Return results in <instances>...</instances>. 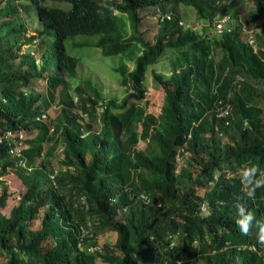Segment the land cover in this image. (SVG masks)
<instances>
[{
    "label": "trees",
    "instance_id": "obj_1",
    "mask_svg": "<svg viewBox=\"0 0 264 264\" xmlns=\"http://www.w3.org/2000/svg\"><path fill=\"white\" fill-rule=\"evenodd\" d=\"M49 1L0 0V138L13 134L0 141L3 264H264L256 226L244 235L235 223L238 203L264 220V100L248 82L264 83V0L241 16L238 0ZM151 7L152 41L142 30ZM182 7L201 29L184 24ZM80 35L94 41L78 46L123 57L122 97L83 84L68 95L80 61L66 41ZM166 55L171 75L152 70L165 93L155 115L145 80ZM53 105L52 123L39 121ZM253 167L261 186L248 199L241 173ZM10 175L23 189L5 212ZM110 232L116 241L92 253Z\"/></svg>",
    "mask_w": 264,
    "mask_h": 264
},
{
    "label": "rangeland",
    "instance_id": "obj_2",
    "mask_svg": "<svg viewBox=\"0 0 264 264\" xmlns=\"http://www.w3.org/2000/svg\"><path fill=\"white\" fill-rule=\"evenodd\" d=\"M29 0H24L25 3H27ZM249 1L252 0H238V4L244 6V8L240 10V16L243 15L248 10L246 9V6H249ZM46 5H49L47 3H50L51 1L45 0ZM55 6H58L64 10H68L70 8V4L65 2H60L59 4H56ZM182 17L183 22L188 27H193L196 29H201L203 26L202 24L198 23V18L195 16L194 9L192 7H182ZM194 10V11H193ZM155 7H151L149 10H144L143 14L145 16H148L149 14V21L147 18H145V21H147L144 26L142 27V30L146 31V36L149 40H153V37L157 33L158 30V23L155 19ZM35 23V24H34ZM29 21L28 27H29V34L32 35V33H36L40 31V26H38L37 21L35 22ZM245 24L244 29L251 31V26L247 27V24L245 21H243ZM37 25V26H36ZM212 31L216 32L215 25H212ZM218 28V27H217ZM221 29V28H220ZM257 31V30H255ZM254 35V31H253ZM94 39L88 36L80 35L76 36L74 38H70L66 41V48L68 53L71 56H74L79 59L80 63L78 65V74L77 77L72 80L73 90H70L68 92V95L71 97H75L76 93L74 91V88L76 85L83 84L85 87H93L96 88L99 93L101 94L102 98L107 101L110 98H120L125 94V89L121 86V79L122 75L118 71V67L125 62L123 60L122 56H109L105 57L102 55L101 50L93 47V46H78L81 43H84L86 41H91ZM53 37L49 40V46L52 49L53 48ZM40 44V41H39ZM35 47V46H34ZM38 47V53L37 58L39 59V54L42 53L44 46H36ZM33 48V47H32ZM31 48V49H32ZM36 50V49H32ZM222 55L221 52H218V58H220ZM169 55L164 56L160 63L151 66L148 70L146 80H145V86L147 87L146 92V99L145 101L149 102V105L147 107L148 112L153 113L155 115H158L160 113L163 101H164V89L161 87V85L157 82H155L152 70H156L157 72L161 73L163 75V78L168 77L171 75V65L168 63ZM130 69L134 68L133 63H127ZM248 82L262 95V98L264 100V83L256 80H248ZM44 83V82H43ZM41 84L40 86H35L36 89L40 90L43 94L46 92L45 84ZM61 88L57 91V94L61 92ZM67 96V94L62 95V97ZM66 98V97H64ZM144 102L142 105H144ZM60 105H53V107L49 110V112H44L45 118L43 121H46L48 124L52 123V120L57 116V113L59 111ZM62 106V104H61ZM31 137L36 136V132L30 133ZM25 137V135H24ZM25 142H23V146H25ZM146 147L145 142L141 141L139 143V149H144ZM50 148V143L45 145V149L48 150ZM54 164L56 168H59L60 165V158L62 159V148L61 146L57 148V151L54 154ZM41 162V159L38 161ZM6 183L9 187V191L11 192V196L8 200L7 207L4 209L5 212H9L13 206H15L18 203L19 195L23 189L21 184L17 181V178L14 176H8L5 178ZM116 241V235L113 232H110L106 234L103 238L98 239V245L101 248V251H106L104 249V246L106 244H113ZM0 264H3V261L0 260Z\"/></svg>",
    "mask_w": 264,
    "mask_h": 264
},
{
    "label": "clouds",
    "instance_id": "obj_3",
    "mask_svg": "<svg viewBox=\"0 0 264 264\" xmlns=\"http://www.w3.org/2000/svg\"><path fill=\"white\" fill-rule=\"evenodd\" d=\"M255 172L256 169L253 167L245 168L241 173L242 181L249 186L244 194L248 199H252L255 188L261 186L259 181L253 180ZM148 203H151V201H148ZM237 212L238 216L235 223L239 232L248 235L250 228L255 225L257 228L256 239L259 243H264V220L257 219L256 214L243 204H237Z\"/></svg>",
    "mask_w": 264,
    "mask_h": 264
},
{
    "label": "built area",
    "instance_id": "obj_4",
    "mask_svg": "<svg viewBox=\"0 0 264 264\" xmlns=\"http://www.w3.org/2000/svg\"><path fill=\"white\" fill-rule=\"evenodd\" d=\"M225 22H222L218 25V28L220 29L221 25H223ZM45 118V115H42V116H39L37 119L39 121H43V119ZM7 138V140H10L12 139L13 137V134L8 132L7 134H5V136L1 137L0 138V141H2L3 138ZM24 150V146H23V142H17L14 146L11 147L10 149V152L12 155L14 156H20L22 154V151ZM22 164L23 166H25V162L22 161ZM29 170H31V168H29ZM100 250V247L99 246H94V247H91L90 248V251L93 253V252H96Z\"/></svg>",
    "mask_w": 264,
    "mask_h": 264
},
{
    "label": "bare ground",
    "instance_id": "obj_5",
    "mask_svg": "<svg viewBox=\"0 0 264 264\" xmlns=\"http://www.w3.org/2000/svg\"><path fill=\"white\" fill-rule=\"evenodd\" d=\"M23 161V160H22ZM22 161H21V163H22Z\"/></svg>",
    "mask_w": 264,
    "mask_h": 264
}]
</instances>
